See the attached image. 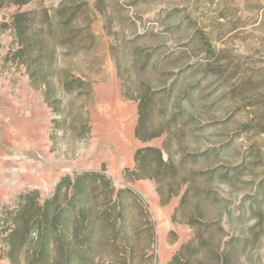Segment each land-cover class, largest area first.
<instances>
[{
	"label": "rangeland",
	"instance_id": "rangeland-1",
	"mask_svg": "<svg viewBox=\"0 0 264 264\" xmlns=\"http://www.w3.org/2000/svg\"><path fill=\"white\" fill-rule=\"evenodd\" d=\"M197 28L264 73V0H0V264H264V98Z\"/></svg>",
	"mask_w": 264,
	"mask_h": 264
},
{
	"label": "trees",
	"instance_id": "trees-1",
	"mask_svg": "<svg viewBox=\"0 0 264 264\" xmlns=\"http://www.w3.org/2000/svg\"><path fill=\"white\" fill-rule=\"evenodd\" d=\"M195 32L201 37L200 43L204 52H206L209 56L214 55L217 59L216 64L211 65L210 69L214 70L215 74L218 75V81H230L232 84L229 94H233L236 98V95L241 93L243 97L245 93L243 87L250 85L253 88L252 90H256V92L259 93L257 94V97L264 98L263 89H259V86L264 83V73L262 75L257 74L258 72H256L257 70L255 68L247 70V68H244V65L241 64L239 59L235 60L231 65L226 64V62L223 61L224 51H218V49L214 46L216 36L213 32H211V29L197 28ZM234 77L236 80H233ZM246 106H251L249 110V113L251 114V121L244 124V127L253 125L255 129H264V123L261 122L262 120L258 110L259 105L252 103L250 105L246 104Z\"/></svg>",
	"mask_w": 264,
	"mask_h": 264
}]
</instances>
